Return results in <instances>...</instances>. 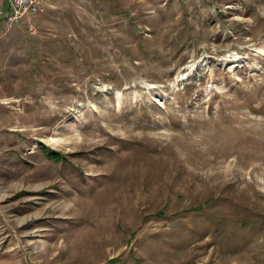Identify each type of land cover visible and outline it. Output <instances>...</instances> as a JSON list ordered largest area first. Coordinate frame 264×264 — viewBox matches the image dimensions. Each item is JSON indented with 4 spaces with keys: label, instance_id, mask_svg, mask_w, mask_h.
Wrapping results in <instances>:
<instances>
[{
    "label": "rangeland",
    "instance_id": "rangeland-1",
    "mask_svg": "<svg viewBox=\"0 0 264 264\" xmlns=\"http://www.w3.org/2000/svg\"><path fill=\"white\" fill-rule=\"evenodd\" d=\"M47 4L0 18V264H264V0Z\"/></svg>",
    "mask_w": 264,
    "mask_h": 264
},
{
    "label": "built area",
    "instance_id": "built-area-1",
    "mask_svg": "<svg viewBox=\"0 0 264 264\" xmlns=\"http://www.w3.org/2000/svg\"><path fill=\"white\" fill-rule=\"evenodd\" d=\"M48 0H7L8 10H1L5 24L11 28L22 21L29 14H38L42 11Z\"/></svg>",
    "mask_w": 264,
    "mask_h": 264
},
{
    "label": "trees",
    "instance_id": "trees-1",
    "mask_svg": "<svg viewBox=\"0 0 264 264\" xmlns=\"http://www.w3.org/2000/svg\"><path fill=\"white\" fill-rule=\"evenodd\" d=\"M50 5L49 4H47V5H45L44 6V8L42 9V11H41V13L43 12V11H45V10H47V8L49 7ZM30 15V14H29ZM33 15H36V14H33ZM31 16V15H30ZM25 19V18H24ZM22 20V21H20V22H23V21H26V20ZM43 148L47 151V152H49V158L50 159H53V160H59V159H61V157H62V154L60 153V152H56V151H52L50 148H47L46 146H43Z\"/></svg>",
    "mask_w": 264,
    "mask_h": 264
},
{
    "label": "crops",
    "instance_id": "crops-1",
    "mask_svg": "<svg viewBox=\"0 0 264 264\" xmlns=\"http://www.w3.org/2000/svg\"><path fill=\"white\" fill-rule=\"evenodd\" d=\"M3 9L8 10L7 0H2V7H1L0 11ZM0 18L2 19L3 23L5 24L4 16L2 14H0Z\"/></svg>",
    "mask_w": 264,
    "mask_h": 264
}]
</instances>
